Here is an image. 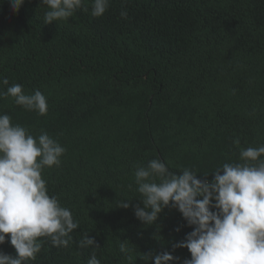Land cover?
<instances>
[{
  "label": "trees",
  "instance_id": "obj_1",
  "mask_svg": "<svg viewBox=\"0 0 264 264\" xmlns=\"http://www.w3.org/2000/svg\"><path fill=\"white\" fill-rule=\"evenodd\" d=\"M84 7L45 24L40 0L16 13L0 0V92L20 84L48 104L38 115L9 97L0 114L66 149L42 178L79 225L67 248L41 238L27 264H88L93 253L101 264H146L143 254L165 251L185 264L190 252L173 246L192 228L172 208L153 225L138 220L134 171L159 159L211 181L241 148L264 145V0H110L100 17L91 0ZM86 234L99 247H80ZM0 252L15 255L7 238Z\"/></svg>",
  "mask_w": 264,
  "mask_h": 264
},
{
  "label": "clouds",
  "instance_id": "obj_2",
  "mask_svg": "<svg viewBox=\"0 0 264 264\" xmlns=\"http://www.w3.org/2000/svg\"><path fill=\"white\" fill-rule=\"evenodd\" d=\"M25 0H8L14 13ZM86 0H40L48 9L44 23L67 21L84 7ZM110 0H91V15L102 16ZM121 17H127L121 11ZM8 85L7 78L0 80ZM14 103L38 115L48 111L47 98L40 90L25 94L22 85L14 84L0 92V99ZM234 143L238 146L239 139ZM66 149L58 140L41 132L13 124L11 117L0 114V245L8 242L15 255L0 252V264H27L36 259L47 238L57 248H67L71 233L79 227L69 209L55 195L48 194L42 173L59 167ZM240 162L225 163L211 173L213 179L197 178L189 168L179 174L170 172L159 159L137 166L134 171L136 191L143 207L134 208L135 217L145 225L157 222L165 208L179 211L192 231L175 244L186 248L191 259L185 264H264V145L241 148ZM120 207H130V200ZM179 231V229H177ZM99 247L94 238L85 235L80 247ZM122 253L130 249L119 244ZM152 264H173L178 258L171 252L146 253L141 256ZM88 264H101L95 253Z\"/></svg>",
  "mask_w": 264,
  "mask_h": 264
}]
</instances>
